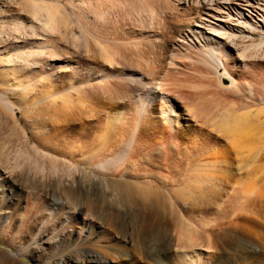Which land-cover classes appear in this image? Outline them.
Returning a JSON list of instances; mask_svg holds the SVG:
<instances>
[{
    "label": "bare ground",
    "instance_id": "bare-ground-1",
    "mask_svg": "<svg viewBox=\"0 0 264 264\" xmlns=\"http://www.w3.org/2000/svg\"><path fill=\"white\" fill-rule=\"evenodd\" d=\"M144 1V8L140 6L149 15L141 18L143 22L142 14L138 16L135 21L139 24L131 25V32L127 28L126 38H120V33L118 38L117 34L112 38L110 34L107 37L106 33L90 32L84 22L80 27L93 37L94 43L118 49L124 62L127 52L134 58L128 62L140 71L147 49L155 53L162 47L168 49L159 29L173 19L176 32L181 33L174 45L193 40L205 50L203 56L212 63L214 74L219 69L229 74L230 69L244 70L249 62H264V0ZM88 4L82 8L93 11L92 3ZM179 17L183 19L178 21ZM68 31L73 36L74 29ZM33 37L20 36L17 44H35ZM46 40H39L44 43L33 45L35 51L27 54L43 58V68L37 75L31 66L23 70L9 66L14 72L12 85L21 82L26 86V95L37 94L35 102H29L37 122L44 114L40 111L44 102L63 107L57 114L46 115L52 119L49 127L44 126L45 122L40 128L42 123L37 125L34 144L23 134L21 147L14 150L10 148L11 138L0 136V241L15 251H3L4 260L23 264L20 257L28 256L33 264H264V85L258 84L259 91L263 88L260 96L251 93H256L258 100L248 104L243 113L232 112L230 104L234 106L235 101H213L209 106L205 101L207 92L185 94L178 85L173 90L176 96H172L168 89L171 83L152 78L158 76H152L158 70L152 63L156 68H151L152 77L149 69L148 77L145 75V79L134 82L136 87H131L133 91L144 88L147 92L146 98H136V93L127 89L128 80L121 77L120 66L118 70L114 67L120 65L117 60L112 68L105 66L116 49L110 46L101 59L105 61L99 60L105 62L99 64L103 69L97 70L101 75L94 66L88 75L78 77L80 74L69 65L71 58L64 59L68 52L59 55L61 52L52 50V43ZM86 41L89 45L90 40ZM159 59H164L162 54ZM48 75L64 80L53 94L49 93L52 80ZM109 79L114 83L107 84ZM233 79L235 87L247 85L245 79ZM219 93L211 94L221 98ZM8 98L7 92L0 91V129L6 114L10 120L25 108ZM52 109L49 106L46 113L52 114ZM102 117L105 119L100 120ZM99 120L104 123H95ZM69 129L83 144L78 149L84 147L79 155L76 152L78 158L68 156L69 160H78L92 172L66 160L62 163L66 155L61 160L52 150ZM62 169L66 173H61ZM113 184L125 185L130 191L115 192ZM114 199L125 201V207H119ZM65 205L67 212L63 211ZM21 211H42L48 218L28 217L27 224H20L22 221L15 215Z\"/></svg>",
    "mask_w": 264,
    "mask_h": 264
},
{
    "label": "rangeland",
    "instance_id": "rangeland-1",
    "mask_svg": "<svg viewBox=\"0 0 264 264\" xmlns=\"http://www.w3.org/2000/svg\"><path fill=\"white\" fill-rule=\"evenodd\" d=\"M143 1L144 0H136V1L134 0V1H131L129 3V2H126L125 0H0V91L8 93V97H9L8 100L11 103L17 104V105L18 104H20V105L23 104L22 108L25 107V108L22 109V111L17 113V116L12 117L10 120H9L10 117H8L9 113L6 114L7 118L5 117V119H4V123L5 124L3 123L2 127L0 129L1 133L4 132L3 135L0 133L1 137L3 136L4 138H6L7 136H9V137L6 138L7 140H9L11 138V140H9V141L12 142V143H10V142L9 143L12 144L13 146L11 145L10 148H13L14 150H19V146L21 147V139H22L23 134H25L27 137H29V140H30L31 144H34L35 141H34V138H33V134L38 129L37 125H39V123L40 124L42 123L41 125H39V128H40V127H42L43 124L47 123L44 126L47 127V125H48V127H49V122H51V120H52V119L50 120L49 117L51 115L57 114L58 113L57 110H59V109H61L63 107V104L55 106L53 104L50 105L51 104L50 102H44L43 108L40 110L41 112L43 111L44 114H42V117H40V120L37 122L36 116H33L34 112L32 111V107H30L32 105L31 102L32 103L35 102V98L37 97L36 96L37 94L33 93L31 95H26V93L24 92L26 86L23 83H21V82L17 81V82H15L12 85V81L14 80V72L10 68L11 65H12V67H14L17 70H19L21 68L23 70L27 66H31L32 70L35 71L36 75H37V73H39V70L43 68V62H44L43 58H40L41 57L40 55H39L40 56L39 58H33V57H29L27 54L31 53V50L35 51V46L42 45L44 43L43 41H39V40H43V39L47 38L46 43H49V44L52 43L51 44L52 45V50H57L58 54L61 52L59 55H61L63 53H64V55H67V52H68V56L72 55L71 57L70 56L69 57L66 56V58L64 56V59L68 60V58H69V60H70V58H71L70 61L68 60L69 61V65L74 67L73 68V69H75V70H73L74 72H78L77 74H80V76L78 75V77H83V75H88L89 74L88 72L90 71V68L94 69L95 67L98 68V69L97 68L95 69V72L98 75H101L98 72L100 71V69H103V68H101L99 66L103 65L105 63V62L102 63L101 61H105V60H101V59H102V57L105 58L104 57L105 56L104 55L105 52L108 49H110L111 47L113 48V46L109 45V44L99 45L97 43H94L95 40L93 39V37L90 34H88V32H86L82 27H80L81 24H83V22H84V24L86 23L85 25L87 26V30H89L90 32L93 31V33L94 32L95 33L96 32L97 33H103L104 36H106L105 35V33H106L107 37H108V34H110L109 36L112 37V38H114V36L116 34H117V37L115 36V38H118V36H119L118 33H120V38L123 37V36H125V38H126V35L128 34L127 33L128 29L131 32L132 26L134 27L135 24L138 23V22L135 21V19L139 18L138 16H140L142 14L140 16V20L143 22L144 20H142V19L147 18L148 15H149L148 12L142 11V7L144 8V4L142 3ZM88 3H92L90 5H93V11L95 10L96 12L95 11L93 12L91 10L90 11L89 10L86 11V10H84L86 8H82L83 5L85 7L87 5H89ZM135 3H137V4H135ZM140 5H142V7ZM78 6H79V8H78ZM82 9L84 10V12H83ZM144 13L145 14L147 13V14L145 15ZM105 17H107V18H105ZM179 18H178V21H181V19H183L181 17H179ZM170 20H172V19H168V21H170ZM99 21H101V22H99ZM172 21H170L168 23L165 22L166 25L164 24V25H162V27L160 26V29H159L160 32H161L160 35L162 34L161 35L162 36L161 40L165 39L162 42L165 45H168V49L162 47L163 50H160V51L158 50L156 53H155V51H151L150 49L146 50V54L147 55L145 54L144 58H143V59H145V61H143L144 64L142 63L141 64L142 66L140 65V67H139L140 69H142V67H143V69L141 71L146 69V70H144L142 72V74H141L142 76L140 75L141 71L139 69H138L139 71L137 70V66L133 64L134 65V69H133V67H132L133 65L130 64V61L128 62L129 59L132 60V62H133L134 58L133 59L130 58L131 56L127 55L128 54L127 52L125 54V58L127 59L128 64H127V62H124L123 60H121V58H123V57H121V55H120L121 53L118 52L119 51L118 49L113 48V49H116L117 51L111 50V51H115V52H113L114 54H112V55H114L113 56L114 59L113 58H112V60L111 59H107L106 62H108L107 63L108 65L105 64V66H109L110 68H112L113 67V65H112L113 61L117 60V62L120 65H116L115 66V64H114V67H116V69H117V67L120 66L119 70L122 71L121 77H123L124 79L128 80L127 81L128 83L126 85L128 87L127 89H129V91L131 90L132 94L136 93L135 94V95H137L136 98H139V97L146 98V93L147 92H146V90L144 91V88L143 89H141V88L137 89L136 88V91H133L131 87H133V88L136 87L135 86L136 83L134 84L135 81H141V80L145 79V75H146L147 71H149V69H150L149 74H148L149 77L154 72L152 74V76L158 74V76H156V77L155 76L154 77L151 76L154 80H158L159 82L165 81V83L168 82L166 84H169V83L174 84L173 86L170 84L172 86V88L170 87V85H169V88H168V89L171 90V93H172L171 95L172 96H174L176 94V93H173L174 92L173 90L175 88H177L178 85H180V86H178L179 89H181V86H182L183 89L181 91L185 92V94H189V93H190V95H193V94L194 95H201V94L202 95H207V94H209V95H207V98L205 99V101L207 102V104L209 106L213 105L215 102L216 103L218 101L222 102L224 100L225 101L227 100V102L229 104L231 102H232V104L236 102V104H233L234 106H232L230 104V106L232 107V108H230V109H232L230 111H232V112L240 111L238 113H243L245 111V109H246L245 107H248L252 102L254 103V102H256V100H258V98H256L258 96L256 93H258L259 96H260L261 90L264 88V86H263L264 85V76H263L264 75V62L263 63L262 62H258V63L257 62L256 63L255 62H251V63L249 62L250 64L247 63L248 68L246 66L244 68V70H237V71H232V69H230L231 72L229 74L226 73V71L224 69H219L217 71V73L214 74L212 72V70H213L212 63L207 62V59L205 58V56H203V55L206 54L205 50H203V48H201V47H198L194 43L193 40H189V39L186 40L185 39V41H186V42L184 41L185 43H183V42H181L182 44L178 43L177 45L180 48L177 45H174L175 44V41H174L175 38H178L179 37L178 35L181 36V33H177L176 32V26H173V25H175L176 22H175L174 19ZM126 24H128V26ZM168 24H169V26H168ZM72 28L74 29V34H73L74 37L73 36H71V37L69 36V35H71V32H69L68 30L71 31ZM123 32H126V33L123 34ZM113 34H115V35H113ZM23 35H26V37L27 36L28 37L29 36L30 37L34 36L33 38L36 39V43L35 44H30V45L29 44L28 45L17 44V41L20 40L19 37L23 36ZM45 35H47V37ZM172 36L174 37V39H173ZM84 38L90 40L89 41V43H90L89 45H87L88 41H86V39H84ZM255 39L256 40H260L261 38L260 37H255ZM165 41L167 42V44H166ZM184 44L187 45V46H184ZM33 45H35V46H33ZM56 46H58V47H56ZM173 46L174 47L176 46V48L178 47L180 50L178 48H177V50H175L176 48H174ZM14 47H16V48L13 50L12 48H14ZM118 47H119V45H118ZM181 47L184 50H182ZM171 48H174V50L171 49ZM200 48L204 52L201 51V50L198 51V49H200ZM102 50H104L103 51L104 53L101 52ZM187 50H188V52H187ZM263 50H264V46H263ZM98 52H99L100 55H98ZM48 53H49V51H47L45 54L48 56ZM118 53H120V54H118ZM18 54H19V56L20 55H24L25 57H23V59L21 57L19 58V56H17ZM161 54H162V57H164V59H159V58H161ZM252 55H255V54L254 53H249V56H252ZM145 56L148 58V60H147V58ZM90 58H91V60H90ZM93 59H95V60L97 59L96 63H98V64H96V63L93 64V62H95V60H93ZM118 59H119V61H118ZM156 59H159L161 61L160 62H159V60L155 61ZM172 59H173V61H171ZM9 60L11 61V63H9ZM99 60H101V61H99ZM149 60H150L151 63L149 62ZM146 61L149 62L147 65H146ZM205 61H206L207 64L205 63ZM158 62L161 64V66H160L161 68L158 66V64H159ZM168 62L171 63L170 65L172 67L170 65H169L170 68L166 67L169 64ZM152 63L156 64V68L158 69L157 71L155 70L156 68H152L153 65L155 67V64H152ZM149 64H151V65L149 66ZM76 66H78V67H76ZM109 67L108 68L105 67L106 71H110ZM121 67H122V69H121ZM151 68H152V70L154 69L155 71L152 72ZM203 68H204V70H203ZM97 70H98V72H97ZM26 71L28 72L29 70H26ZM26 71H25V73L28 75V73ZM175 71H177V74H176ZM233 72H234V74H233ZM179 73H181L182 75L179 74ZM53 75L52 76L48 75V78L50 80H52V84H51L52 85L51 86L52 90L50 89L51 91L49 92V93H52V94L54 93L53 91L56 92L57 89L60 88L59 86L62 85V81H64L58 75L57 76L56 75L53 76ZM188 75H191V76H188ZM210 76H212V77H210ZM233 77H235L236 79L239 78V80L241 79V81H243L245 79L246 81H244V82L245 83L247 82V85H249V88L246 87L247 86L246 84L242 85V86H245L247 89H249V91L245 87L243 88L242 86L240 88L239 87H235L236 85L234 84ZM139 78H140V80H138ZM132 79H133V81H132ZM196 80L199 83H197ZM106 81H107V84L114 83L113 82L114 80L111 81V79L106 80ZM108 81H110V83ZM248 81H249V84H248ZM252 82H253L254 85L252 84ZM185 83H188V84H185ZM204 83L206 85L208 84L210 87L208 85L206 86ZM195 84L197 85L198 88H196ZM258 84L260 86H263V88L260 91H259V89L261 87L258 86ZM252 85H253L254 88H255V86H258L259 88L256 87V89L257 88L258 89L255 90V89H253V87H251ZM190 87H193L194 89L190 88ZM215 87H216V91H215ZM250 87L252 89H250ZM235 89L240 92V93L238 92L239 96H238V93L236 92ZM10 90H14L15 92H10ZM231 90H233V91L235 90V91L231 92ZM213 91H215L216 93L217 92L222 93V94L219 93L221 98H219V95H218V97H217V95L213 96L212 94L215 93ZM225 91H227V92H225ZM257 91H259V92H257ZM206 92H207V94H205ZM252 92H256V93L251 94ZM232 93H233V95H232ZM42 94L44 95V92ZM252 95H255V97L253 96V99L255 98V100H252ZM74 97H76V95H74ZM250 97H251L252 101H250ZM216 98L218 100H216ZM241 99H243L244 101L241 100ZM238 100L240 102L243 101V103H240ZM213 101H215V102H213ZM29 102H30L31 105L29 104ZM246 102H249V103L246 104V106L242 105V104H245ZM76 103H77V101H76ZM226 103H224V104H226ZM26 105L28 106V108L26 107ZM49 106H51V108H53L52 109V114H51V112L48 113V114L46 113V112H48V107ZM226 107L229 108L228 105H226ZM233 107H236L237 109H235ZM260 108H261V106L258 109H260ZM255 109L253 110V111H255L254 114L257 113V109L256 110ZM46 115H48L49 117H47ZM101 119L103 120L105 118L102 117V118H100V120ZM100 120L99 121H95V123L96 122H102ZM7 121H8V123H7ZM102 123H104V122H102ZM81 125H78L76 127L81 128ZM5 126H7V127H5ZM35 127H36V129H35ZM7 133H9V135ZM5 135H6V137H5ZM76 135H77V133H75V131L73 129H69L64 134H62L63 137L60 136V138H58V140L56 141L57 143L54 141L57 145L59 144L58 146L57 145L54 146L53 143H52V145H53L52 146V150L54 151V153L58 157H60L61 160L63 159V156L66 155L67 159H63L62 163L64 162V160H66L67 162H70L74 166H77V167H80V168H83V169H87V171L92 172L93 169L91 167H86V166H83V165L79 164L80 162L78 163V160H71V161L69 160L68 156H70V157L72 156V157H77L78 158V155H79L80 151L84 150V147H82V149H78L83 144L81 142H77V136ZM3 137H2V139H3ZM79 143H81V144L79 145ZM53 147H55V148H53ZM65 148H66V150H65ZM67 151H69V152H67ZM65 152H67V153H65ZM76 152L78 153V155H77ZM61 173H66V171L64 169H62ZM112 188L114 189L115 192L116 191L117 192L118 191L119 192H123L124 190L128 189V188L126 189L125 185H121V184H116V185L113 184ZM129 191L130 190H127L126 193H128ZM122 201H123L122 199H120V200L114 199L113 200V202L115 204H117L119 207L122 204L123 206H121V208L122 207L124 208L125 207L124 204L126 205V203H125V201L124 202H122ZM127 201H129V199H127ZM66 207H67V205H65L63 207L64 208L63 211L66 210L65 212H67ZM33 212L29 213V212H26V211H21L20 213L19 212L16 213V215H18V216L15 215V218H17V220L19 218L20 222L22 221V223H20V224H27V222L29 221V219L27 220L28 217H35L36 216V217H38L39 220H45V219L48 218V216H47L48 214L45 213V212L43 213L42 211H35L36 214H35V212L34 213ZM21 213H22V215H21ZM42 213L45 214V215H43ZM130 213L132 215V212H130ZM29 214L30 215L32 214V215L30 216ZM25 230L23 232H25ZM20 236L22 237L23 234H21ZM0 239H2V238H0ZM16 242L19 243V240H17ZM3 251L4 252L5 251H10V252H13V253L15 252L11 246H9L8 244H3L0 241V261H1L0 264H12L10 261H8L6 259L4 260ZM20 262H22L23 264H33V262H31L29 260L28 256L20 257Z\"/></svg>",
    "mask_w": 264,
    "mask_h": 264
}]
</instances>
